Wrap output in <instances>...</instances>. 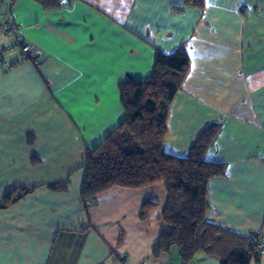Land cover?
Returning a JSON list of instances; mask_svg holds the SVG:
<instances>
[{"label": "crops", "instance_id": "1", "mask_svg": "<svg viewBox=\"0 0 264 264\" xmlns=\"http://www.w3.org/2000/svg\"><path fill=\"white\" fill-rule=\"evenodd\" d=\"M184 1L14 4L36 64L0 66V200L32 189L0 209V264H181L174 248L152 252L166 228L161 183L114 187L94 204L81 199L86 151L123 118L118 83L147 76L154 49L169 54L180 45L189 69L169 106L162 149L186 157L202 130L219 124L205 159L226 168L207 184L206 218L264 243V0H203L201 10ZM64 181L63 191L49 187ZM145 201L157 209L140 220ZM190 264L219 260L199 252Z\"/></svg>", "mask_w": 264, "mask_h": 264}, {"label": "trees", "instance_id": "2", "mask_svg": "<svg viewBox=\"0 0 264 264\" xmlns=\"http://www.w3.org/2000/svg\"><path fill=\"white\" fill-rule=\"evenodd\" d=\"M36 1L46 9L59 6V0ZM184 4L203 8V0H185ZM5 5L10 6L9 0ZM188 69L189 57L183 45L169 54L154 49L153 68L147 76L128 77L118 83L123 118L99 144L86 151L81 199L94 204L99 194L114 187L139 189L161 183L166 201L158 220L166 228L154 245L155 257L174 248L181 264H190L199 252L216 257L219 264H258L262 251L256 245L263 242L259 234L237 235L206 218L207 184L213 177L224 175L226 168L225 163L205 159L220 125L206 126L186 157L162 149L169 106L181 90ZM67 184L64 181L49 187L63 191ZM31 189L20 187L16 195H6L0 200V209L22 199ZM157 205L156 201L143 202L140 220Z\"/></svg>", "mask_w": 264, "mask_h": 264}, {"label": "built area", "instance_id": "3", "mask_svg": "<svg viewBox=\"0 0 264 264\" xmlns=\"http://www.w3.org/2000/svg\"><path fill=\"white\" fill-rule=\"evenodd\" d=\"M18 0H9L10 6H6V0H0V40L2 37H9V43L2 45L0 42V66L5 70L11 69L15 64L30 62L36 64V51L25 41L23 36L18 32L17 26L13 21V6ZM17 53L18 57L15 62L5 58L8 54ZM258 250H263L264 243L258 242Z\"/></svg>", "mask_w": 264, "mask_h": 264}]
</instances>
